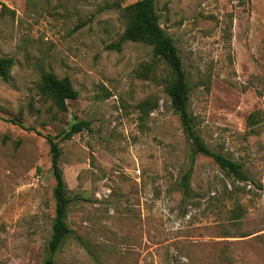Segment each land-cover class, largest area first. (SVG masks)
<instances>
[{"label":"rangeland","instance_id":"1","mask_svg":"<svg viewBox=\"0 0 264 264\" xmlns=\"http://www.w3.org/2000/svg\"><path fill=\"white\" fill-rule=\"evenodd\" d=\"M138 0H0V264H45L60 141L73 230L56 264H264V0H154L191 87L189 109L212 150L240 162L235 180L211 158L190 168L189 142L152 47L119 42ZM79 95L58 109L42 74ZM147 102L148 107L143 108Z\"/></svg>","mask_w":264,"mask_h":264},{"label":"trees","instance_id":"2","mask_svg":"<svg viewBox=\"0 0 264 264\" xmlns=\"http://www.w3.org/2000/svg\"><path fill=\"white\" fill-rule=\"evenodd\" d=\"M126 12L129 16V23L124 33L119 42L110 44L108 48L121 50V44L124 41L143 42L152 47L153 61H162L167 66L168 74L166 82L174 81L168 90V94L173 110L181 120L184 134L189 142L191 155L190 168L185 172L180 181V187L183 189L185 195L190 194V180L198 155L211 157L227 175L232 176L235 180L240 182L248 181L250 179L249 175L240 162L212 150L200 134L195 118L189 109L191 87L182 57L174 39L160 24V15L155 8L154 0H138L128 5ZM14 63L13 57L0 56L1 79H8ZM40 90L60 110H66L68 101L76 99L79 95L69 76L58 77L53 72H44L42 74ZM142 105L143 108L148 107L147 102ZM262 121H264V111L262 110L253 111L248 116V124L253 131L254 127ZM84 129H91L90 121L80 120L73 123L71 128L61 134V136H46L50 143L56 184L53 190L55 216L49 241L51 256L45 261V264H56L55 255L65 240L74 233L67 222L71 198L68 195V188L61 167L62 150L60 141L70 139L75 133H79Z\"/></svg>","mask_w":264,"mask_h":264}]
</instances>
